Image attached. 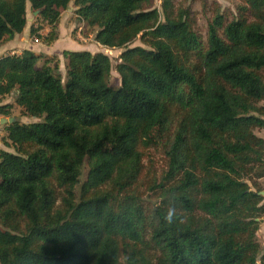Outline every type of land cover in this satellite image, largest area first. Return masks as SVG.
Instances as JSON below:
<instances>
[{
	"label": "trees",
	"instance_id": "obj_1",
	"mask_svg": "<svg viewBox=\"0 0 264 264\" xmlns=\"http://www.w3.org/2000/svg\"><path fill=\"white\" fill-rule=\"evenodd\" d=\"M178 1L0 0V48L28 3L52 28L32 36L53 44L73 3L99 45L123 50L118 86L103 53L64 51L65 77L57 56L0 57V117L14 95L39 120L4 125L0 264H264V0L235 14L214 2L206 37ZM151 149L164 169L143 179Z\"/></svg>",
	"mask_w": 264,
	"mask_h": 264
},
{
	"label": "rangeland",
	"instance_id": "obj_2",
	"mask_svg": "<svg viewBox=\"0 0 264 264\" xmlns=\"http://www.w3.org/2000/svg\"><path fill=\"white\" fill-rule=\"evenodd\" d=\"M214 2L220 4L224 12L226 13L228 12L230 14H235L236 8L240 4V0H188V2H182L181 0H179L177 4L188 7L191 10L192 16L196 21V29L204 37H206L208 20L212 16L210 10ZM161 3H162L161 0H154V8L160 9ZM206 3L209 6L208 8H204ZM76 9L77 8L72 3L69 6V9L62 11L61 18L57 26V34L59 35L58 40H60V35H61V40H60L61 43L56 46L58 42L57 40L53 44L47 45L46 43H44L43 40H38L37 37L32 36L31 31L32 28L36 29L41 27L43 29L40 31V34L43 37H46L52 31V28L49 27L46 23H44L41 18H39V14H36V12L32 10L30 3H28L27 16H26L27 26L24 35H26L27 36L26 38H29L34 45L39 46V50L38 49L36 50L38 51V54L45 55L48 57L57 56L60 59V70L63 77H65L66 74V70H65L66 60L63 57L64 51H89L92 54L95 53L106 54L110 58L112 66L114 67L112 71L110 83L113 86H118L120 84V77L115 71V66L118 63L119 57L121 56L123 50L109 49L99 45L95 41V30L94 31L91 30L85 24H81L77 20V16L75 14ZM8 43L9 42H6L3 45L4 47L2 46L3 48L2 47L0 48V57L9 53V50H5ZM23 45H25V43ZM141 45L142 43L140 39H138L133 44V46H141ZM4 103L14 104L11 118H17V121L19 123L31 124L39 121L38 119L25 116V114L22 111V108L15 105L14 95L6 96L3 99L2 104ZM7 118L9 119L10 117ZM257 135L264 138V131H258ZM4 136H7V131L5 130L4 126L0 124V150L2 149L5 151L15 153L14 148L6 147L2 143V138ZM161 153L162 152L158 149L157 150L151 149L145 151V161H144L145 171L143 174V179H146L148 176L153 174H161L165 165L164 157ZM89 171H90V167L88 164V158L86 156H83L81 158V173L78 179L76 192L78 191L79 185L87 179ZM259 184L261 189L263 190L262 192L264 193V179L259 181Z\"/></svg>",
	"mask_w": 264,
	"mask_h": 264
},
{
	"label": "crops",
	"instance_id": "obj_3",
	"mask_svg": "<svg viewBox=\"0 0 264 264\" xmlns=\"http://www.w3.org/2000/svg\"><path fill=\"white\" fill-rule=\"evenodd\" d=\"M25 30H24V32H25ZM24 32L21 35L17 36L14 40L9 41V43L6 46L5 50H9V53H11V54H21L25 50H29V51H32V52L38 54V51H36V50L37 49L39 50V46L38 45H34L32 43V41H30L29 38H26L27 36L24 35ZM60 40H61V35H60ZM60 40H58L56 46L61 43ZM24 43H25V45H23ZM5 104H9V103H4L2 105H5ZM2 118H4V117H0V120ZM257 237H258L259 243L264 248V219L261 221V225H260V229H259V231L257 233Z\"/></svg>",
	"mask_w": 264,
	"mask_h": 264
},
{
	"label": "water",
	"instance_id": "obj_4",
	"mask_svg": "<svg viewBox=\"0 0 264 264\" xmlns=\"http://www.w3.org/2000/svg\"><path fill=\"white\" fill-rule=\"evenodd\" d=\"M40 12H36V14H39ZM15 122H17V118H2L1 120H0V124L2 125V126H4V125H7V124H13V123H15ZM260 195L261 196H264V193L263 192H261L260 193ZM261 221V220H260Z\"/></svg>",
	"mask_w": 264,
	"mask_h": 264
}]
</instances>
